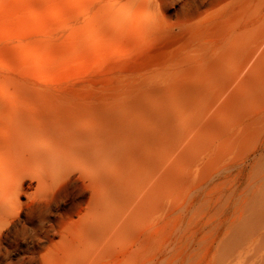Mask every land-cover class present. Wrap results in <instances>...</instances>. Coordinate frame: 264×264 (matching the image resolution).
I'll return each mask as SVG.
<instances>
[{"label":"bare ground","instance_id":"obj_1","mask_svg":"<svg viewBox=\"0 0 264 264\" xmlns=\"http://www.w3.org/2000/svg\"><path fill=\"white\" fill-rule=\"evenodd\" d=\"M260 70L264 32L209 105L196 101L205 94L201 86H186L178 109L182 116H200L196 124L184 125L180 138L177 108L164 109L155 100L161 95L155 83L139 84L141 91L128 92L130 98L123 100L155 125L153 135L139 120L117 122L106 96L50 95L33 100L34 106L27 102L30 97L11 100L8 119L15 134L0 139V164L17 161L39 185L54 189L79 175L89 197L71 223L78 228L75 256H97L100 264H264V201L256 182L259 167L264 168V143L245 161L234 159L264 133V91L247 87L233 101L237 89ZM222 109L225 117L219 119ZM125 137L139 144L131 162H121L116 170L114 143ZM191 169L213 181L183 204L177 200L187 195L185 186L197 184ZM245 174L246 188L228 230L209 250L219 238L220 214ZM25 179L20 176L12 189H0V211L5 192L12 201L24 194ZM2 183L0 178V188Z\"/></svg>","mask_w":264,"mask_h":264},{"label":"rangeland","instance_id":"obj_2","mask_svg":"<svg viewBox=\"0 0 264 264\" xmlns=\"http://www.w3.org/2000/svg\"><path fill=\"white\" fill-rule=\"evenodd\" d=\"M263 32L264 0H0V139L15 134L8 119L11 100L30 97L27 102L34 106L33 100L59 94L106 96L115 106L117 122L139 120L153 135L155 125L123 102L130 98L128 92L141 91V83L161 89L155 100L164 109L177 108L180 138L184 125L196 124L200 116H182L178 109L186 86H201L197 88L205 94L196 101L209 105ZM251 77L237 89L234 102L247 87L256 86L258 94L264 91V72ZM220 112L218 118L224 119L225 110ZM260 137L253 149L245 145L247 153L234 159L243 162L253 156L264 143V133ZM138 144L126 137L115 141L116 170L121 162H131ZM191 170L197 184L185 186L187 195L177 202L185 204L213 181L199 169ZM263 170L259 167L256 182L264 201ZM20 176L26 179L19 200L3 194L0 264H100L97 256L74 255L79 251L78 228L71 223L89 197L79 175L54 189L39 185L19 162L2 163L0 189H12ZM247 178L245 174L221 212L219 238L209 250L227 232Z\"/></svg>","mask_w":264,"mask_h":264}]
</instances>
